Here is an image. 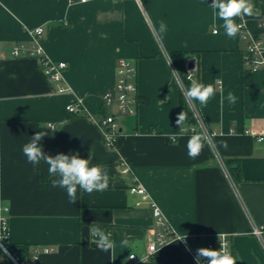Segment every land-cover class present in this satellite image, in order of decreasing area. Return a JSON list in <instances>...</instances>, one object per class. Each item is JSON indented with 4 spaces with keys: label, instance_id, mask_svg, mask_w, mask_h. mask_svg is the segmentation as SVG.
Listing matches in <instances>:
<instances>
[{
    "label": "crops",
    "instance_id": "crops-1",
    "mask_svg": "<svg viewBox=\"0 0 264 264\" xmlns=\"http://www.w3.org/2000/svg\"><path fill=\"white\" fill-rule=\"evenodd\" d=\"M212 2L0 0V237L6 218L9 243L28 245L31 256L39 247L53 249L32 264H195L180 240L146 262L128 260L131 249L121 241L139 240L133 252L138 257L147 250L152 203L179 236L226 235L237 264H264V142L246 133L264 134V65L252 70L244 62L246 34L227 37L223 21L213 18ZM252 3L264 14V0ZM37 27L44 28L46 57L68 64L64 84L71 92L59 94L37 59L12 55L18 45L31 48L30 31ZM247 27L264 41L259 15L247 16ZM170 51L188 53L185 66L194 65V79L216 89L200 108L206 133L197 122L190 127L201 132L179 134L184 91ZM120 58L137 67L138 103L134 115L119 119L120 135L110 149L99 121L116 111L103 96L116 84ZM77 104L81 113L67 111ZM37 131L47 133L41 141L46 153L78 152L92 164H105L114 185L91 194L78 189L70 204L65 189L51 186L48 165L41 161L33 168L22 153ZM194 134L208 142L191 159L187 143ZM228 163L240 164L241 180L232 178ZM134 186L146 193L131 192ZM96 221L115 242L111 259L91 242L89 225ZM188 247H206V239ZM0 264H15L1 246Z\"/></svg>",
    "mask_w": 264,
    "mask_h": 264
},
{
    "label": "clouds",
    "instance_id": "clouds-1",
    "mask_svg": "<svg viewBox=\"0 0 264 264\" xmlns=\"http://www.w3.org/2000/svg\"><path fill=\"white\" fill-rule=\"evenodd\" d=\"M209 8L212 10L214 19L218 18L223 21L222 27L225 35L229 38H235L238 35L243 27V17L259 15L252 0H213ZM238 19L241 20V23H237ZM160 31H166V24L163 21L160 23ZM214 34L218 35L219 31L217 30ZM188 79L191 83L186 90V98L205 105L210 97L215 94L214 85H205L193 79L190 74ZM227 98L230 103L236 102V97L231 92ZM187 119L188 113L186 111L178 113L176 124L184 131H187ZM46 135V132L37 131L30 137L29 142L22 146V153L33 168L39 165L41 161L48 165V174L53 177L51 186L65 189L70 204H74L78 200V189L91 194L94 191L104 192L108 190L110 183L114 185L115 178L110 176L108 166L105 164H92L90 157L82 158L78 152L72 154L58 153L55 156L46 153L41 143ZM207 142L208 137L204 134L190 136L187 143L189 158L195 159L202 152ZM221 146L227 149V142L222 141ZM89 236L91 242L95 243L101 251L109 253L111 259L115 250V242L97 221L89 225ZM219 236L220 234L218 239ZM180 241H184L185 250L191 252V248L187 246L186 237L180 238ZM139 245V240L130 241L129 238H124L121 241V247L131 249L128 260L136 257L133 252ZM193 259L195 264H205V262L206 264H237L236 258L224 249L223 244L219 249L197 248Z\"/></svg>",
    "mask_w": 264,
    "mask_h": 264
},
{
    "label": "built area",
    "instance_id": "built-area-1",
    "mask_svg": "<svg viewBox=\"0 0 264 264\" xmlns=\"http://www.w3.org/2000/svg\"><path fill=\"white\" fill-rule=\"evenodd\" d=\"M87 1L88 0H69L70 3H75V2L85 3ZM238 23H241V20L238 19ZM259 27L264 28V14L261 13H259ZM30 32L33 38V45L31 46V48H28L22 44L18 45L14 47L12 51V55L15 57H29V58L37 59L40 65L44 67V74L46 78L54 83H57L58 85L57 92L59 94H65L71 92V89L64 84V73L68 69V64L66 62L51 61L46 57L44 53L42 47L44 28L37 27L31 30ZM239 32L241 34H246V37L249 41L248 48L244 54V62L247 65H249L252 70L260 69L264 65V60L262 58L264 41L248 29L247 16L243 17V27L240 29ZM189 74L194 79V74L192 70L187 68V72L185 74V77L187 79ZM177 76L185 94L186 89L183 85V82L178 74ZM137 77H138V70L136 65L128 59L120 58L117 62V68H116V84L112 89V91L105 93L103 96L104 103L114 106L116 111L113 114L105 116L101 121H99V125L102 128V131L106 138L107 147L110 149H114L117 145V140L120 135V126L118 122L119 119L124 116L134 115L136 112L135 108L138 103V95H137L138 88L136 85ZM188 103L192 108L193 114L197 122L201 126V131L206 133L207 130L204 125V121L201 116V113L196 109L192 100H188ZM81 110L82 109L80 107V104L67 106V111L69 113L78 114L82 112ZM49 126L51 128H55V126L52 124H49ZM198 131L200 130L194 127H187V131L180 129L179 134H192V133H198ZM246 133L252 134L258 142H264V134L258 135L250 131H246ZM173 140H175V137H173ZM128 171L129 168L125 166L124 172L127 173ZM131 192L138 194H145L146 189L142 186L141 187L134 186L131 187ZM152 211L155 219L154 222L155 224H154V229L151 233V239L149 241L147 250L141 256L138 257L136 254H134L136 255V257L131 259V261L135 263H142L150 260L157 251L165 247L167 244H169L174 240H180V238H183L174 231L172 226L166 220L162 210L155 203H152ZM1 227H2L3 236L0 237V246L4 249L7 256L15 264H24V261L21 259V257L12 254L4 244V241L7 238V231H8L6 218L1 219ZM262 232H263L262 230L258 229L257 227H254V233L260 235L262 234ZM201 236L206 239V247L213 249L215 246H217V249H219L221 247V244H223L224 249L229 253L231 252L230 242L227 239L226 235H220L219 239L217 238V242L214 243L211 239L214 236L208 233H200V235L198 234L196 236L186 237L187 245L189 246V243L192 240ZM191 251L195 255L196 251L193 250L192 248ZM51 252H53V249L49 247L36 248L33 251L32 259L36 260L41 254L51 253Z\"/></svg>",
    "mask_w": 264,
    "mask_h": 264
},
{
    "label": "trees",
    "instance_id": "trees-1",
    "mask_svg": "<svg viewBox=\"0 0 264 264\" xmlns=\"http://www.w3.org/2000/svg\"><path fill=\"white\" fill-rule=\"evenodd\" d=\"M188 53L186 52H181V51H170L169 52V57L172 61V64L174 65L178 75L180 76L183 85L185 89L187 90L188 87H190V80H188L185 77V74L187 72V68L185 66V60L187 57ZM211 98V97H210ZM194 106L196 109L200 111L201 104L198 101L192 100ZM181 111H186L188 113V119H187V124L186 127H190L191 125H194L197 123V120L193 114L192 108L190 104L188 103V100L184 94V92H180L179 96V113ZM205 123V122H204ZM228 171L232 178L235 181L241 180V166L239 163H228L227 165ZM214 243L217 242L216 237L211 238ZM5 246L8 248V250L15 255H18L21 257V259L24 261V264H32V256L30 253V247L28 245H17V244H12L9 243L7 240L4 241ZM213 249H217V246H215ZM231 255L235 257L234 254H232L231 250Z\"/></svg>",
    "mask_w": 264,
    "mask_h": 264
},
{
    "label": "water",
    "instance_id": "water-1",
    "mask_svg": "<svg viewBox=\"0 0 264 264\" xmlns=\"http://www.w3.org/2000/svg\"><path fill=\"white\" fill-rule=\"evenodd\" d=\"M194 68V65L192 63L188 64V69L192 70Z\"/></svg>",
    "mask_w": 264,
    "mask_h": 264
}]
</instances>
